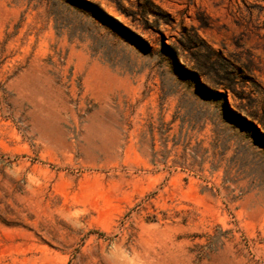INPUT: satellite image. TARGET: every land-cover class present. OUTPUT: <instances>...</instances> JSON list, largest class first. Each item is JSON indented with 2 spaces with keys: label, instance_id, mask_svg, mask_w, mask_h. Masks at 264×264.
<instances>
[{
  "label": "rangeland",
  "instance_id": "rangeland-1",
  "mask_svg": "<svg viewBox=\"0 0 264 264\" xmlns=\"http://www.w3.org/2000/svg\"><path fill=\"white\" fill-rule=\"evenodd\" d=\"M263 124L264 0H0V264H264Z\"/></svg>",
  "mask_w": 264,
  "mask_h": 264
},
{
  "label": "trees",
  "instance_id": "trees-1",
  "mask_svg": "<svg viewBox=\"0 0 264 264\" xmlns=\"http://www.w3.org/2000/svg\"><path fill=\"white\" fill-rule=\"evenodd\" d=\"M140 7H141V9H144V10H148L149 11L148 6H146V5H140ZM225 89H229L231 91L233 90L232 86H225ZM251 116L254 117L255 119H258L257 116H256V114H251ZM247 122L250 123V124H252V122H249L248 120H247Z\"/></svg>",
  "mask_w": 264,
  "mask_h": 264
}]
</instances>
